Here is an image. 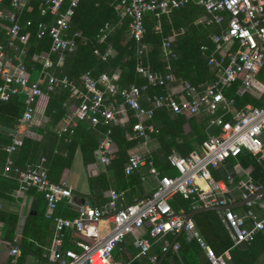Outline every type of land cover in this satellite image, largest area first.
Returning a JSON list of instances; mask_svg holds the SVG:
<instances>
[{"label":"built area","instance_id":"built-area-1","mask_svg":"<svg viewBox=\"0 0 264 264\" xmlns=\"http://www.w3.org/2000/svg\"><path fill=\"white\" fill-rule=\"evenodd\" d=\"M29 1L9 0L5 3V0H0V29L1 23L7 22V27L0 33V99L6 100L15 93L24 95L26 106L19 118V124L27 125L32 120L39 99L46 94L40 87L44 84L47 91L59 86L67 88L70 96L76 101L74 109L62 118L56 129L57 133L67 131L74 122L83 120L88 121L92 126L100 122L118 123L124 108L116 104L117 96L121 97L123 104L134 110L137 117L131 133L128 134L129 139L147 140L150 133L156 131L155 125L145 123V120L150 119L154 108L158 107H164L172 113L203 112L208 116L209 124L218 128L217 132L209 134L203 140L201 151H193L185 156L176 152L168 155L169 163L177 171L173 176L160 175L149 160L147 162L149 173L158 178L156 186L147 197L119 207L117 202L120 195L115 190H111L104 207L81 205L73 218L54 215L60 201L66 199L71 202L72 190L63 182L58 184L49 179L44 163L45 157H40L26 167L19 168L13 164L12 158L7 156L3 171L15 177L20 191L34 187L42 192L46 203L44 215L54 222V234L45 264H129L114 259L112 251L116 243L125 235L142 228L146 222L150 226L148 234L155 240L164 237L167 233L174 234L182 227L183 230L191 229L193 237L205 250L211 264H226L228 253L215 254L194 229L192 220L188 219L184 224L183 217L174 211L169 200L174 194L179 193L184 198L192 200L193 209L225 205L228 203L225 197L227 183L223 179L213 178L210 169L218 167L230 156H237L242 150L258 155L264 153L262 140L264 106L246 105L230 120H224L223 115L219 113L220 108L225 109L231 103L223 95V89L230 86L241 72H244L242 88L252 89L255 76L264 64V0H117L121 7L119 14L129 19V34L137 43L136 72L144 75L147 84L167 85L175 82L180 84L179 92L168 91L155 95L149 107L141 106L139 102L141 91L145 89L146 84L141 87L132 84L120 88L115 82L118 78L117 73L109 75L103 72L99 77L94 78L86 72L81 76L83 86L80 88L67 76H55L50 73L49 68L52 63L49 58L41 59L38 78L30 81L22 56L29 37L26 28L31 25V21L27 20L23 24L19 22L20 13ZM65 1L67 6L63 8ZM79 1L40 0V14L45 15L48 12L53 19L49 25L39 21L36 24V33L41 37L44 32H48L51 39L50 51H71L74 48V41L66 36V31L69 18ZM188 2L201 5L205 10V15L199 16L196 23L221 25L225 14L228 16L227 25L222 27L219 33L211 36L214 44L213 52L218 56H210L207 64L216 70L215 78L212 82L201 86L177 78L168 62L165 64L164 72L154 73L144 61L149 50L147 43L143 41L145 12L152 11L159 16ZM112 29L113 26L106 23L100 30L99 39L103 40L107 31ZM156 29H159V25H156ZM172 36L175 35L162 38L161 52L165 60L175 55L171 46ZM233 45L236 48L231 51ZM109 53L111 50H107L105 56ZM109 133V130L104 133L96 149V160L102 165L110 161ZM21 143V136L13 135L4 150L10 154ZM144 162L146 161L141 152L130 150L124 165V173L126 175L134 173ZM241 186L244 189V199L261 188L251 179L243 181ZM250 204L251 201H248L247 205ZM218 212L234 245L249 243L256 232L263 229V221L258 220L251 210L246 213L252 219L250 227L244 225V217L237 215L231 209ZM68 230L82 233L90 240L78 242L79 251L62 249L63 237ZM13 242H16L15 239ZM149 244L148 239L138 238L139 254L146 255ZM11 246L10 253L16 255L19 252L17 246ZM168 246L169 242L165 240L162 250L166 251ZM172 247L177 250L178 244L173 243ZM149 259L153 264L156 256H149Z\"/></svg>","mask_w":264,"mask_h":264},{"label":"trees","instance_id":"trees-1","mask_svg":"<svg viewBox=\"0 0 264 264\" xmlns=\"http://www.w3.org/2000/svg\"><path fill=\"white\" fill-rule=\"evenodd\" d=\"M8 1L5 0V3ZM39 3L40 0H30L19 16L21 24L27 20L31 21V25L26 28L29 31V37L22 56L26 71L40 70L41 59L49 58L52 63L49 68L50 73L55 76L65 75L80 88L83 86L81 76L86 72H89L94 78L99 77L103 72H107L109 75L117 73L118 78L115 82L120 88L128 87L132 84L141 87L146 84L145 89L141 91L139 99L140 105L144 107H149L151 99L157 94L168 91L171 93L180 91L179 82L167 85H151L147 84L144 75L136 72L137 43L130 37L129 19L121 17L119 14L121 7L117 0H80L69 18V25L66 31V36L74 41V48L71 51L54 52L50 51L51 39L48 32H44L41 37H38L36 33V24L39 21L49 25L53 19V16L48 12L45 15L40 14ZM66 6L67 1L63 3L62 7L65 8ZM204 13V8L193 2L185 3L173 8L169 13H161L159 16H156L152 11L145 12L143 41L147 43L149 50L144 57V61L152 72H164L165 64L168 62L177 78L187 80L195 86H201L214 80L216 70L207 64L210 56H218L216 52H213L214 44L211 41V36L219 33L221 28L227 25L228 16L224 13L225 19L221 25L196 23V18ZM106 23L113 26V29L107 31L106 37L100 40V30ZM156 25H159V29H156ZM6 27L7 22L3 21L0 33ZM171 35H175L171 42L175 55L165 60L162 57L161 42L163 37ZM202 46L206 48L202 49ZM107 50H111V53L105 56ZM104 56L105 58H103ZM243 76L244 72L239 73L230 86L222 91L225 98L231 100L230 111L224 116V120H230L233 113L235 111L239 112L246 104L257 107L264 106V93L260 98H255L247 92H239ZM257 78L264 82V65L257 73ZM29 80L35 81L31 78ZM40 87L48 95L44 110V114L48 117V123L44 128L38 130L41 133L40 139L23 136L21 145L8 154L4 147L10 143L12 138L6 131L0 130V164L3 166L7 156L11 155L13 164L19 168H24L27 164L32 163L31 161L45 157L44 163L49 167L48 177L53 181V178L62 171V168L70 165L76 149L80 150L86 166L94 162V151L104 133L109 130L111 144L108 150L110 161L106 167L108 174L98 173L94 177H90V183L92 185L96 184L103 192L106 190L107 197H109L110 187H113L114 184L120 186L119 189H124L127 186L134 187V189L138 188L141 184L139 173L135 171L129 175L124 174L128 150L142 141L140 138H128L132 125L137 121L134 110L123 104L121 97L117 96L118 105L121 103L124 108L119 116L118 123L100 122L92 126L88 121L83 120L78 121L75 127H70L67 131L58 134L56 129L60 125L62 118L70 113L69 106L74 98L70 96L67 88L61 86L56 87L52 91H47L45 85ZM25 106L24 95L20 93L12 94L6 100L0 99V125L17 129L19 118ZM186 122L191 124L190 131H185L184 129ZM145 123H153L155 125L156 131L152 134V137L157 139L159 146L150 156L146 155L144 158L147 162L151 160L161 175L169 176L175 175L177 171L169 163L168 155L173 150L183 156L188 155L192 151L191 139L188 137L190 134H197L198 137L195 140H198L202 145L203 140L209 134L217 131V128L214 127L209 129L207 133L201 134L195 130L194 126L197 124H200L203 128L205 125L207 126V115L200 113L197 115V113L189 112L172 113L164 107L154 108L152 117L145 120ZM64 152L65 155L63 156ZM237 157L240 158L243 165L252 166L253 170L250 172V176L256 185L263 187L264 160L260 155L242 150ZM9 174L12 175L11 173ZM53 182L62 183V181ZM131 195L135 198L131 199L127 204L141 199V196L134 191ZM172 198L169 203L173 209L181 206L186 212L192 210L190 198H184L179 193L174 194ZM257 209V205L253 201L250 205L245 206L242 215H246L247 211L251 210L257 217ZM54 215H57V213H54ZM39 219L49 220V222L52 220L46 219L43 213L39 214ZM4 222L5 228L1 237L3 240L15 245L13 239L17 217L12 216L11 219ZM193 223L200 237L215 254H223L224 250H229L231 259L235 264H248L264 251V226L263 229L256 232L254 240L249 243L243 242L234 245L218 211L208 210L197 213L193 216ZM251 224V218H244L245 226L250 227ZM213 228L218 233L216 235L213 233L214 237H210L209 234L211 230L214 231ZM31 238H36V235L31 231L29 224L25 223L22 240L20 241L22 247L21 259H24L30 253L38 258L40 264H45L48 260L50 243H47L45 248L37 247L32 244ZM171 239L172 237H169L167 241L170 243ZM175 243L178 244V249L175 252L170 251L168 257H164L160 264H171L170 257L176 264H181L180 259L183 257L184 250L181 242ZM259 243H261L260 247L253 253L251 252L249 256L239 254V252L244 253L245 251L240 250L239 246L247 244L255 247ZM186 244L194 251L202 249L195 237L187 241ZM236 251L239 257L242 256L244 261L239 262ZM247 251L250 252L249 250ZM161 254L158 253L156 255L154 264L160 260ZM147 257L148 255L146 254ZM227 262L228 260L226 259V264H228ZM135 263L133 262L132 264ZM204 264H211L208 257Z\"/></svg>","mask_w":264,"mask_h":264},{"label":"crops","instance_id":"crops-1","mask_svg":"<svg viewBox=\"0 0 264 264\" xmlns=\"http://www.w3.org/2000/svg\"><path fill=\"white\" fill-rule=\"evenodd\" d=\"M203 15H205V13ZM174 37L175 36H172V38ZM226 48L228 47L226 46ZM235 48L236 46L233 45L231 46L230 50L234 51ZM13 64H15V62ZM11 68L13 69L14 66H12ZM26 74L28 75L29 78L36 80L39 75V70L33 69L32 71H29V72L26 71ZM40 86H44V84H41ZM239 92L240 93L247 92L252 97L260 98L262 94L264 93V82L259 80L256 75L252 89L244 90L242 86L240 85ZM39 100L40 101L36 107L33 118L27 125L19 124L17 129H13L14 133L6 131L11 136V138L13 135H20L21 138L23 136H28L33 139H37V140L40 139L41 133L38 130L44 128L46 124L48 123V117L44 114V110H45V107L48 101V95L45 94ZM75 102L76 101L74 99L72 104H70L69 106L71 111L76 106ZM116 104L118 105L117 99H116ZM230 105L229 107L225 109H221V108L219 109V113L223 115V118L230 111V108H231ZM246 105H251V104H246ZM119 106L122 107V104L120 103ZM199 113L202 115H206L203 112H199ZM199 113H197V115ZM236 113L237 111H235L233 115H235ZM77 123L78 121L74 122L72 124V127H75ZM194 127H195V130L200 134L207 133L209 129H211L212 127L217 128L216 126L210 125L209 122L207 123V126L206 125L204 126V128L201 127L200 124H197ZM184 129L185 131H190L191 124L189 122H186L184 124ZM217 131H218V128H217ZM153 133H150V136L147 140L141 139L142 141L134 145L133 147H131L128 150V153L130 150H134V151L141 152L143 157L146 155L150 156L151 153L155 151L159 146V142L157 141V139L152 137ZM188 137L191 139V144H190L192 147L191 152L201 151V143H199L198 140H195L198 137L197 134H190V136ZM262 140L264 142V132L262 134ZM173 152H176L177 154L181 155L176 150H173ZM94 154H95V161L86 166L83 162V158H82L80 150L76 149L73 154L70 165L68 167L62 168V171L58 173L55 176V178H53V181H62L67 186H69L72 190L71 202L66 201V199H63L62 201H60L54 211L55 214L57 213V215L55 216H60L64 218H73L77 214L78 207L81 205H84L83 202L81 201L82 198L90 200V203H91L90 206H94L98 208L104 207L105 204L107 203L109 199V197H107V191L105 190L103 192L102 189H100V187H98L96 184L92 185L90 183V177H94L98 173L108 174L106 171L107 164L102 165L98 163L96 160V150L94 151ZM64 155H65V152L63 153V156ZM10 157L12 158L11 155ZM260 157L264 160V153L260 155ZM36 160L37 159L31 162H35ZM145 161L146 162H144L137 170V172L140 175V179H141V184L138 188L134 189V187L127 186L124 189H119L120 186H117L116 184H114L113 187H110L111 190H115L120 195L118 202H117L119 207L126 206L127 203L131 201V199L135 198L131 195L133 191L136 192V194L140 195L141 198H144V197H147L152 192L154 187L156 186L158 176L151 175L149 173V165L146 159ZM227 162L231 168V173H227V175L223 177L222 176L223 172H219V169L222 167V165L220 164L218 165V167L210 169L211 175L213 178L223 179L227 183L228 188H227L226 193H229L230 197L229 198L226 196L225 197L229 203H234L235 205L233 208H231V210L237 215L242 216L245 219L246 218L248 219L249 217L247 216V214L244 216L242 215L245 206H247V203L242 202L244 189L241 186V183L243 181H247L248 179H251L254 182V180L250 176V172L253 170L252 166L243 165L241 163L240 158L237 156L228 157ZM45 166H46L47 174H48L49 167L46 164ZM172 197L170 198V200L173 199ZM253 201L255 202L258 208L256 212L257 214L256 218L258 220H262L264 223V193L261 196L254 198L251 202ZM45 205L46 203H45V199H44L42 192L38 191L34 187H31L25 191H20L18 189V183L15 177L13 175L5 173L3 171V166L0 164V264H40L38 258L35 255L30 254V253L27 254L24 259H21L20 254L22 251V247H21L20 241L22 240L24 225L25 223H27L29 224L31 231L36 235V238L30 239L33 245L37 247H41V248H45L47 246V243H50L51 245L52 237L54 234V222L53 220L49 222V220L46 221L45 219L44 220L39 219L40 213H43L44 215ZM191 205H192V200H191ZM174 209L178 215H180L181 213H188L184 211L183 207L181 206H178L177 209L176 208ZM12 216L17 217V225H16V229L14 233V239L16 241L15 246H17L19 252L16 255H13L10 253L12 244L6 240H3L1 237L2 231L5 228L4 221L11 219ZM45 218L47 219V217ZM190 220H192L193 222V217L190 218ZM149 227H150L149 223L146 222L142 228L136 229L132 233H128L127 235H125L124 238L122 239L124 243L123 246L115 247L113 249L112 251L113 258L116 260L123 261V262H128L129 264H132L133 262H136L135 264H152L149 259V256H156L158 253H162L160 260L157 261V263L160 264L161 260L164 257H168V254L170 251H173V252L176 251L171 246L165 255L166 251L162 250L163 242L167 240L169 237H172L170 243L173 241L174 243L179 241L182 244L184 252L182 254L183 257L180 259L181 264H204L207 261V256L203 248L201 250L194 251L190 248L188 244H186L187 241L193 239L194 237L190 238L185 230L181 232H176V235L174 236L172 233H167L166 235H164V237L155 240V239H152L148 234ZM194 229L196 230L195 225H194ZM213 233L216 235L218 231H216V229H214V231L211 230L209 236L214 237ZM138 238H146L149 240L150 244H149V249L147 252V255H148L147 258H146V255L139 254V247L137 246ZM89 240L90 238L84 236L82 233H79L75 230H68L66 231L65 236L63 237L61 248L79 251L80 248L78 246V242L89 241ZM260 244L261 243H259V245H256L255 247H251L252 245L249 246L247 244L243 246H239L240 250H245L244 253L239 252V254H244V255L249 256L251 252L253 253V251L257 250L260 247ZM247 250H249L250 252H248ZM224 251L228 253L227 263L235 264L234 261L231 259L229 250H224ZM171 259L172 258L170 257L169 260ZM237 259L239 260V262L244 261L242 259V256L239 257L238 253H237ZM174 264L176 263L174 262ZM248 264H264V251L253 261H250Z\"/></svg>","mask_w":264,"mask_h":264},{"label":"water","instance_id":"water-1","mask_svg":"<svg viewBox=\"0 0 264 264\" xmlns=\"http://www.w3.org/2000/svg\"><path fill=\"white\" fill-rule=\"evenodd\" d=\"M0 129L14 133V130L13 129H10V128L5 127V126H2V125H0ZM221 165H222V167L219 169V172H223V175H222L223 177H225L227 175V173H231V168L228 165L227 159H225L224 161H222L221 162ZM263 193H264V186L261 187L258 191L254 192L248 198H245V199L243 198L242 202L243 203H247L248 201H252L254 198L260 196ZM225 196L228 197V198L230 197L229 193H226ZM81 201L83 202L84 205H87V206H90L91 205L90 200H88V199L82 198ZM234 206H235L234 203H229L228 202L225 205H221V206H204V207H198L196 209L191 210L188 213H181L180 216L183 217L184 224H185V222L188 219L192 218L193 215H195L196 213H200V212L208 211V210L222 211L224 209H231ZM181 231H183V227L178 230V232H181ZM185 231L187 232V234H188V236L190 238L193 237V231L191 229H187ZM173 243H174V241L170 243V245L168 246V249L165 252V255H166L167 251L170 249V247L173 245ZM123 244L124 243L121 240V241H119V242L116 243V247H121V246H123ZM170 261H171L172 264H174V262H173L172 259ZM157 264H159V263H157Z\"/></svg>","mask_w":264,"mask_h":264}]
</instances>
